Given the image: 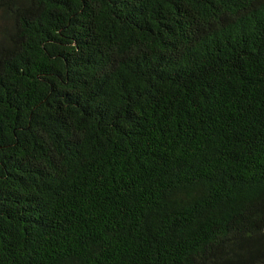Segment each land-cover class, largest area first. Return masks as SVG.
<instances>
[{"label":"trees","instance_id":"obj_1","mask_svg":"<svg viewBox=\"0 0 264 264\" xmlns=\"http://www.w3.org/2000/svg\"><path fill=\"white\" fill-rule=\"evenodd\" d=\"M0 264H264V0H0Z\"/></svg>","mask_w":264,"mask_h":264}]
</instances>
